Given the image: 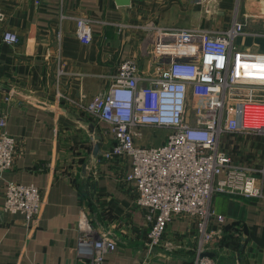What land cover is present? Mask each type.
<instances>
[{
  "label": "crops",
  "instance_id": "crops-1",
  "mask_svg": "<svg viewBox=\"0 0 264 264\" xmlns=\"http://www.w3.org/2000/svg\"><path fill=\"white\" fill-rule=\"evenodd\" d=\"M0 14V108L7 110V131L16 140L12 165L0 174V264H79L88 259L91 244H79L83 216L94 232L91 238L107 233L115 239L114 252L106 256L111 264L144 259L192 264L195 218L173 217L163 243L150 252L151 213L136 203V183L128 178L131 158H105L115 144L110 125L80 105L109 88L125 58L136 61L141 75L154 74L157 29L224 34L240 22L243 31L232 44L240 51L264 52V0H130L127 5L115 0H0ZM77 18L90 20L88 44L76 36ZM6 31L17 34L18 42L3 41ZM160 131L142 128L137 139L160 145L166 135ZM226 135L242 142L250 136L244 147L253 157L232 162L251 172L263 193L259 198L212 197L211 209L225 221L218 225L211 219L209 226L220 231L207 254L216 264H264V136ZM7 182L39 188L42 208L35 219L2 209ZM225 250L231 256L223 260Z\"/></svg>",
  "mask_w": 264,
  "mask_h": 264
},
{
  "label": "built area",
  "instance_id": "built-area-1",
  "mask_svg": "<svg viewBox=\"0 0 264 264\" xmlns=\"http://www.w3.org/2000/svg\"><path fill=\"white\" fill-rule=\"evenodd\" d=\"M76 26L77 38L88 44L90 20L77 18ZM242 31L240 22L224 34L199 28L157 29L152 41L158 58L154 74L141 75L136 61L125 58L109 88L80 105L110 125L115 144L105 158H131L128 178L136 183V203L151 213L149 250L163 243L173 217L195 218L197 247L192 264H216L207 252L220 230L209 225L212 218L218 225L225 218L211 209L212 197L259 198L263 193L255 176L219 147L224 134L264 136V52L236 49L232 40ZM2 40L16 43L19 37L6 31ZM5 101L10 97L5 96ZM7 118V110L0 108V174L11 167L16 143L7 131ZM147 127L166 130L162 144L136 143L140 130ZM3 195L4 211L21 213L27 221L41 212L40 190L34 185L7 182ZM79 230V244H91L88 259L79 264H111L106 256L114 252L115 239L107 233L91 238L94 232L85 216ZM135 264L151 263L144 259Z\"/></svg>",
  "mask_w": 264,
  "mask_h": 264
},
{
  "label": "rangeland",
  "instance_id": "rangeland-1",
  "mask_svg": "<svg viewBox=\"0 0 264 264\" xmlns=\"http://www.w3.org/2000/svg\"><path fill=\"white\" fill-rule=\"evenodd\" d=\"M160 130H162L160 132H164V131L166 132V130L164 128H160ZM249 137L250 136H247L245 141H243L244 142L243 143L241 140H238L239 138L236 136L224 134L220 139L219 147L221 150L226 152L231 157L232 160L235 159V160H238L239 162L247 161L248 158L253 157L250 155L251 153H248L245 150V147H244L245 143L248 144V142L251 140V138H249ZM137 142L139 144H142L140 138L137 139ZM143 143L149 145V143H146V142H143ZM162 247L165 248L164 249L165 251L167 250L166 245L163 244ZM154 248H156V247H154ZM222 249H221V252H223ZM195 250L196 249H194V253H195ZM151 251L152 250L150 249V252ZM223 255H224V258H223V260H224L225 258H227V257L229 258L231 256V252L229 253L228 250H225Z\"/></svg>",
  "mask_w": 264,
  "mask_h": 264
},
{
  "label": "water",
  "instance_id": "water-1",
  "mask_svg": "<svg viewBox=\"0 0 264 264\" xmlns=\"http://www.w3.org/2000/svg\"><path fill=\"white\" fill-rule=\"evenodd\" d=\"M115 1H116V3H117L118 5H127V4H129V2H130V0H115ZM96 138H97V139H100V136H99V135H96ZM99 145H100L99 142L95 144V147H94V150H93V154H94V156L96 155V153H97V151H98Z\"/></svg>",
  "mask_w": 264,
  "mask_h": 264
}]
</instances>
